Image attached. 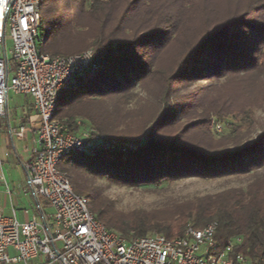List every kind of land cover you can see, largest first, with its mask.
I'll return each mask as SVG.
<instances>
[{
  "label": "trees",
  "instance_id": "1",
  "mask_svg": "<svg viewBox=\"0 0 264 264\" xmlns=\"http://www.w3.org/2000/svg\"><path fill=\"white\" fill-rule=\"evenodd\" d=\"M40 4L39 53L91 50L98 66L59 93L55 112L69 132L80 128L77 120L87 121L109 146L58 164L94 218L128 241L172 240L189 226L216 223L219 249L238 238L236 253L263 259L264 0ZM188 178L236 185L188 198L168 195L154 208L130 211L96 185L104 179L156 194Z\"/></svg>",
  "mask_w": 264,
  "mask_h": 264
},
{
  "label": "built area",
  "instance_id": "2",
  "mask_svg": "<svg viewBox=\"0 0 264 264\" xmlns=\"http://www.w3.org/2000/svg\"><path fill=\"white\" fill-rule=\"evenodd\" d=\"M40 8V0H0V124L8 92L31 98L38 127L25 174L30 194L45 201L51 212L37 206L38 218L19 222L14 213L6 217L0 208V264H30L39 258L40 264H264V258L252 262L236 253L238 238L219 249L216 223L200 230L189 226L172 240L150 235L128 241L94 218L86 198L73 192L58 164L71 154L96 153L106 139L91 128L69 132L55 112L59 93L98 66L91 50L67 57L40 54ZM6 32L12 42L10 60ZM24 131L19 127L17 137ZM0 184L6 186L2 175Z\"/></svg>",
  "mask_w": 264,
  "mask_h": 264
},
{
  "label": "rangeland",
  "instance_id": "3",
  "mask_svg": "<svg viewBox=\"0 0 264 264\" xmlns=\"http://www.w3.org/2000/svg\"><path fill=\"white\" fill-rule=\"evenodd\" d=\"M4 48L5 52L7 53V57L10 60L11 56L9 55V51L12 49V42L9 38L8 32L5 33ZM173 52H175V49L170 50L169 54H172ZM10 78L11 74L9 75V79ZM75 80L76 79H74V81L72 82L71 87L75 85ZM257 96L259 98L262 97V93L259 92ZM31 106L32 102L29 96L14 95L13 93L8 92V101L5 112V116L7 114L6 120L8 121V123L14 124L15 121H19L20 119H23V117L27 119L28 114L31 116V118L36 117V114L32 111ZM260 115L261 114H259V116ZM77 122L81 124L79 126L81 128H79L75 133L82 131L84 128H91L95 130L97 134H99L97 130L91 125H89L87 121L79 119L77 120ZM229 122V118L224 119L223 124L221 126L218 125L219 130L217 129V127H215V130L217 132L222 131L225 127V124ZM3 169L6 171L7 174L9 173L8 166L4 165ZM12 179L14 183L16 181V183L20 184L21 187H23L24 189V192L22 191V193L19 195V197L21 198V203H23L25 207H29L31 212L37 213L34 210L35 201L32 198L30 192V195L27 192L28 188L25 186L26 183L24 184L23 175L20 174V177L18 179L13 176ZM96 185L102 188L104 194L115 203L118 209L122 211H130L138 208L147 210L154 208L162 200V198L168 195L175 196L178 198H188L194 195L212 194L222 191L223 189H226L228 187H232L236 185V182L229 181L228 179L223 178L216 179L213 181H204L197 178H188L178 181L177 183L172 184L168 188L164 187V191L160 189L156 194H153L150 189L143 186L139 188H132L110 185L104 179L96 181ZM5 188V185H0V197L3 196L6 200H8V197L4 195ZM50 212L51 210L48 207H45L44 213L49 214ZM37 215L39 217L38 213ZM40 261H42L41 258L32 261L30 264H40Z\"/></svg>",
  "mask_w": 264,
  "mask_h": 264
},
{
  "label": "crops",
  "instance_id": "4",
  "mask_svg": "<svg viewBox=\"0 0 264 264\" xmlns=\"http://www.w3.org/2000/svg\"><path fill=\"white\" fill-rule=\"evenodd\" d=\"M6 117L7 114L0 124V175L3 176L6 184V188L4 190L5 194H3L8 197L9 201L1 196L0 208L2 209L4 216L11 217L14 213L19 222H25L32 217L38 218L37 213L39 214V211L37 206H41L43 211L45 207H47L45 201L41 199L36 200L31 195L35 201L34 210L37 213L31 212L30 208L25 207V205L20 201L21 198L19 195L22 193V191L24 192L23 187L16 183V181L15 184L12 179L13 176L18 179L20 174L23 175L24 184L26 183L25 186L28 188L25 174V165L32 158V148L35 139V130L38 127V117L36 115V117L31 118V116L28 114L27 119L23 117V119L15 121L14 124L8 123ZM21 126L24 127L25 131L22 137L19 138L17 137L16 133L18 128ZM4 165L8 166V174L3 169ZM27 192L29 194V189Z\"/></svg>",
  "mask_w": 264,
  "mask_h": 264
},
{
  "label": "water",
  "instance_id": "5",
  "mask_svg": "<svg viewBox=\"0 0 264 264\" xmlns=\"http://www.w3.org/2000/svg\"><path fill=\"white\" fill-rule=\"evenodd\" d=\"M108 148H109V146H108V144H107V142H106V140L104 141V145L100 148V149H98L97 151H100V150H102V151H106V150H108Z\"/></svg>",
  "mask_w": 264,
  "mask_h": 264
}]
</instances>
